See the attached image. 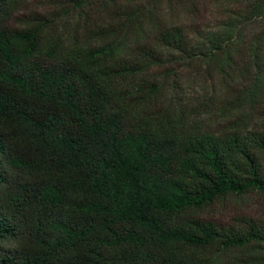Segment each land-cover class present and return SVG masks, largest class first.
Segmentation results:
<instances>
[{
    "label": "trees",
    "instance_id": "obj_1",
    "mask_svg": "<svg viewBox=\"0 0 264 264\" xmlns=\"http://www.w3.org/2000/svg\"><path fill=\"white\" fill-rule=\"evenodd\" d=\"M248 1L242 22L156 27L125 51L140 10L122 0H103L123 22L94 39L6 28L0 0V264H264V222L200 217L264 194V129L217 136L150 115L161 88L141 79L166 64L232 60L246 21L264 18V0ZM250 51L249 102L264 78Z\"/></svg>",
    "mask_w": 264,
    "mask_h": 264
},
{
    "label": "rangeland",
    "instance_id": "obj_2",
    "mask_svg": "<svg viewBox=\"0 0 264 264\" xmlns=\"http://www.w3.org/2000/svg\"><path fill=\"white\" fill-rule=\"evenodd\" d=\"M8 1L10 12L3 24L12 30L46 25L55 35L61 33L78 38L84 35L94 39L98 30L104 31L114 22L118 25L123 22L118 17L119 6L103 0ZM122 1V7L133 5L140 10L136 14L138 23L129 28L124 40L125 51L149 42L156 27L178 26L187 33L193 29L214 31L227 21L242 22L244 20L237 15H245L249 4L248 0ZM245 24L242 43L236 46L238 49L232 60L166 64L142 76L141 79H152L161 88L158 103L145 106L146 112L153 116L167 114L182 125L217 136L264 129V78L256 100L249 102L245 98L256 71L249 55L251 49L258 52V65L264 76V18ZM85 25L93 31L86 34ZM200 217L222 227L240 225L238 222L243 218L264 222V194L253 192L228 197L204 208ZM232 254L240 257L238 252Z\"/></svg>",
    "mask_w": 264,
    "mask_h": 264
}]
</instances>
